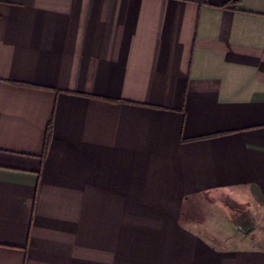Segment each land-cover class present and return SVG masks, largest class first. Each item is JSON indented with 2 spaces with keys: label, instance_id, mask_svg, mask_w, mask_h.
<instances>
[{
  "label": "crops",
  "instance_id": "0c3cea01",
  "mask_svg": "<svg viewBox=\"0 0 264 264\" xmlns=\"http://www.w3.org/2000/svg\"><path fill=\"white\" fill-rule=\"evenodd\" d=\"M261 225L264 0H0V264H264Z\"/></svg>",
  "mask_w": 264,
  "mask_h": 264
},
{
  "label": "rangeland",
  "instance_id": "374dc122",
  "mask_svg": "<svg viewBox=\"0 0 264 264\" xmlns=\"http://www.w3.org/2000/svg\"><path fill=\"white\" fill-rule=\"evenodd\" d=\"M246 202L248 197H242L237 190L221 192L213 197L200 194L188 201L183 219L193 229L202 232L208 228H227L228 225L245 229L251 225L252 219ZM258 227L257 231L263 233L264 225Z\"/></svg>",
  "mask_w": 264,
  "mask_h": 264
},
{
  "label": "trees",
  "instance_id": "16d2710c",
  "mask_svg": "<svg viewBox=\"0 0 264 264\" xmlns=\"http://www.w3.org/2000/svg\"><path fill=\"white\" fill-rule=\"evenodd\" d=\"M230 2L232 3L233 6H236L237 4L240 3V0H230ZM50 139H51V126L49 127L48 133H47L46 144H45V150L46 151L48 149Z\"/></svg>",
  "mask_w": 264,
  "mask_h": 264
}]
</instances>
